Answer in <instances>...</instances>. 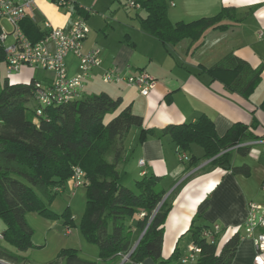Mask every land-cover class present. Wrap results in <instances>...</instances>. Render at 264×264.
Segmentation results:
<instances>
[{"label": "trees", "instance_id": "1", "mask_svg": "<svg viewBox=\"0 0 264 264\" xmlns=\"http://www.w3.org/2000/svg\"><path fill=\"white\" fill-rule=\"evenodd\" d=\"M146 17L142 28L164 44L175 45L184 38L200 39L209 28L224 29L226 17H235L233 7H225L216 16L173 24L168 17V0H136ZM77 12L83 13L77 5ZM85 12V11H84ZM26 35L36 42L45 32L26 19L22 22ZM6 57L0 48V62ZM214 80L221 81L229 90L249 97L261 78L262 68L254 69L234 53H229L216 64L204 68ZM35 80L30 83H13L8 77L0 80V220L4 224V241L18 252L0 243V259L12 264H24V253L37 248L32 237L34 229L26 215L36 212L47 219H63L68 227H74L69 208L62 214L50 205L60 193L58 188L71 178L73 167L85 172L87 201L80 229L85 239L98 246L99 258L105 264H139L151 258L158 264H172L181 257L178 247L165 259L162 249L165 223L173 203L165 199L167 189L161 185V177L151 174L135 181L134 188L120 182L118 164L124 157V143L133 127L141 129L139 143L148 138L169 135L179 152L191 153L193 145L203 150L202 156L193 153L187 161L188 169L196 168L206 160L207 168L221 167L235 174L249 176L248 165L233 166L231 152L236 149L243 156L249 154L254 140L264 139L253 132L254 122L248 125L234 123L219 135L215 123L207 115H201L193 123L170 124L162 129L145 128L141 115L130 106L107 121L122 104V98H114L106 92L93 93L45 110L37 117L34 98ZM264 110V101L261 104ZM236 147V148H235ZM111 155L112 160L108 159ZM264 164V150L259 156ZM139 215L134 224L132 219ZM134 228L144 233L139 244ZM212 228L192 223L193 242L202 248L196 264H232L242 233H234L219 250L209 243L203 233ZM98 264L83 259L78 250L62 249L48 264Z\"/></svg>", "mask_w": 264, "mask_h": 264}, {"label": "crops", "instance_id": "2", "mask_svg": "<svg viewBox=\"0 0 264 264\" xmlns=\"http://www.w3.org/2000/svg\"><path fill=\"white\" fill-rule=\"evenodd\" d=\"M172 1L174 6L168 0V17L173 24L216 16L225 7H233L235 17L222 20L221 24L226 25L224 29L209 28L200 39L184 38L175 45L162 43L142 28L141 20L147 15L143 9H140L141 13H136L135 18L108 22L103 18L98 19L92 9L86 8L83 5L85 2L81 3L80 0L78 3L82 14L74 6L65 8L57 6L52 0H37L34 23L44 31V20L58 27H68L76 16L86 20L90 33L83 50L100 49L103 63L89 73L82 97L101 92L114 98L121 97V106L109 119L130 106L134 113L143 117V125L147 129L193 123L201 115H207L214 121L219 135H224L236 122L248 125L255 122L257 127L253 132L264 135V110L261 108L264 101V0ZM50 48L53 49L52 44ZM229 53L245 60L254 69L262 68L260 81L249 97L229 90L204 71V68L211 67ZM66 63L69 76L79 73L76 56L70 54ZM109 68H115L125 76L145 71L156 78L157 85L149 96H143L137 88L125 83H106L103 74ZM34 69L41 68L25 66L9 80L13 83H30L33 80L49 82L54 77L53 72L47 71L38 78ZM140 132L141 129L137 127L130 130L118 170L120 176L122 172L128 174L130 171L132 176L129 180L134 184L136 176L139 179L155 174L161 177L164 188H173L168 195L169 198L173 197V206L165 223L163 258H169L177 247L181 255L186 252L193 242L190 228L194 220L196 225L221 226L219 250L234 233L240 231L243 234L248 203L256 202L264 207V164L259 161L264 143L251 144L252 149L246 156L236 149L231 152L233 166L251 167V174L244 176L221 167L207 168L206 160L196 168L188 169L187 162L180 161L179 148L169 135L160 139L148 138L139 143ZM191 153L202 156L203 150L193 145ZM191 153L188 152L189 155ZM141 160H144V165L140 164ZM80 187L70 178L60 193H66L73 199ZM139 219L140 216L135 215L132 222L135 224ZM26 220L34 229L32 241L37 248L20 252L28 257L24 264H48L76 238L74 229L60 219H47L30 212ZM133 230L138 240L142 233L136 228ZM255 256L253 239L242 236L232 264H259ZM91 258L98 264H105L100 261L99 252ZM139 264L158 263L147 258ZM172 264H181L180 259Z\"/></svg>", "mask_w": 264, "mask_h": 264}, {"label": "built area", "instance_id": "3", "mask_svg": "<svg viewBox=\"0 0 264 264\" xmlns=\"http://www.w3.org/2000/svg\"><path fill=\"white\" fill-rule=\"evenodd\" d=\"M59 7L79 8V0H52ZM37 0H0V48L3 49L6 57L7 74L10 78L21 68L28 66L41 68L54 73L49 82L35 81L34 98L37 103L36 116L46 115L45 110L56 107L82 97L84 82L89 73L103 63L100 49H93L85 52L84 42L90 33L86 20L76 16L68 27L55 26L51 21L44 20L43 26L45 35L40 40L33 42L22 29V22L30 19L36 22L34 10ZM126 4L132 9H141L136 0H126ZM171 5L175 3L171 0ZM7 21L11 26L8 30L3 25ZM53 45V49L50 48ZM73 54L79 60V73L75 76L68 75L66 59ZM106 83H125L135 87L143 96H149L157 85L155 77L142 71L138 75L125 76L115 68L107 69L103 74ZM264 143L262 140H254L246 144ZM236 148V147H235ZM180 161L187 162L189 155L186 152H179ZM144 165V160L140 161ZM71 179L76 186H83L86 183L85 172L79 166L73 167ZM62 191V187L58 188ZM168 197L166 195L165 199ZM222 232L220 225L216 224L203 233L204 238L211 243L217 244L219 235ZM3 230L0 229V240L4 239ZM244 237H250L254 241L256 256L259 264H264V207L256 202L248 203V217L243 225ZM202 254V248L192 242L188 245L186 252L181 255V264H196ZM127 259V257H125ZM124 261V260H123ZM0 264H12L0 259Z\"/></svg>", "mask_w": 264, "mask_h": 264}, {"label": "rangeland", "instance_id": "4", "mask_svg": "<svg viewBox=\"0 0 264 264\" xmlns=\"http://www.w3.org/2000/svg\"><path fill=\"white\" fill-rule=\"evenodd\" d=\"M95 1L96 0H80L81 3L85 2V4L83 5L86 8L92 9L93 14L96 15L98 19L103 18V20L106 19L108 22L111 20L113 22L118 20V22H120L119 19L135 18L137 12L141 13L140 9L130 8L126 4V0H98L97 5H95L96 4ZM142 15H144V12H142ZM2 23L4 27H6L8 30L11 29V26L8 24L7 21H3ZM42 28H44V26ZM34 70H36L38 78H41L43 72H47L41 69H34ZM15 74L16 73H14L12 76H15ZM12 76L10 78H12ZM6 77H8L7 65L5 61H2L0 62V80L3 82ZM109 118L110 117H107V121L110 120ZM196 148L201 150V147L198 145H196ZM108 159L109 160L111 159V155L108 156ZM131 176L132 175L130 171L128 174L122 172L120 182L126 187L134 188V181L131 182V180H129V177ZM136 178L138 179V176H136ZM172 190L173 188H168L167 195H169L172 192ZM172 198L173 197H171L170 200H172ZM86 201H87V189L86 186L83 185L79 188L78 195L74 196L73 199L70 198V196L67 195L66 193L65 194L59 193L55 197L51 205H52V209L59 214H62L68 207H70V211H72L71 213L73 215V220L75 218L74 224L77 223V225L75 224L74 227H71L74 229V235L76 236V238L74 239V242H71L69 244L68 248L77 249L78 254L81 258L93 261L94 258L91 257H95L98 254L99 248L97 245L88 242L83 236L80 229L81 220L86 208ZM60 220H62L63 222V219ZM3 227L4 224L0 220V229L3 230ZM0 243L3 244L9 250L11 251L14 250L15 252L19 253V251L15 247L6 243L4 240H0ZM60 264H67V263L61 262Z\"/></svg>", "mask_w": 264, "mask_h": 264}, {"label": "water", "instance_id": "5", "mask_svg": "<svg viewBox=\"0 0 264 264\" xmlns=\"http://www.w3.org/2000/svg\"><path fill=\"white\" fill-rule=\"evenodd\" d=\"M144 233H145V231L141 234V236H140L139 239L137 240V242H136V244H135V247L139 244V242H140L141 238L143 237ZM125 261H126V259H124V261H122V263H124ZM122 263H121V264H122Z\"/></svg>", "mask_w": 264, "mask_h": 264}]
</instances>
